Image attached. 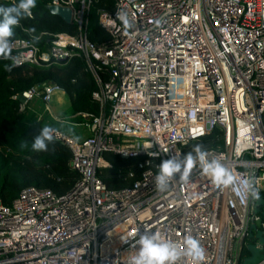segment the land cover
Here are the masks:
<instances>
[{
	"label": "built area",
	"instance_id": "2783aa9c",
	"mask_svg": "<svg viewBox=\"0 0 264 264\" xmlns=\"http://www.w3.org/2000/svg\"><path fill=\"white\" fill-rule=\"evenodd\" d=\"M46 1L72 10L77 34L42 47L9 40L8 60L44 69L76 54L95 79L100 113L71 124L82 127L83 139L51 131L78 173L70 192L29 187L9 206L0 200V264H128L140 236L150 233L176 244L175 264H194L188 236L205 250L198 264H240L250 224L260 219L264 234V204L253 215L252 195L264 196V0H113V11L98 16L110 37L100 45L85 36L91 0ZM56 92L43 84L12 99L19 113L40 101L61 123L48 107ZM214 131L218 149L206 150L207 158L219 160L233 182L212 184L197 163L187 182L174 177L158 191L159 163L182 159L184 147ZM107 153L137 161V173L118 170L135 179L130 186L105 184ZM257 248L264 264V245Z\"/></svg>",
	"mask_w": 264,
	"mask_h": 264
},
{
	"label": "trees",
	"instance_id": "16d2710c",
	"mask_svg": "<svg viewBox=\"0 0 264 264\" xmlns=\"http://www.w3.org/2000/svg\"><path fill=\"white\" fill-rule=\"evenodd\" d=\"M17 2L18 0H0V7L12 6ZM46 5V0H37L31 18L21 19L9 40L31 39L42 47L56 35L77 34L74 23L65 24L50 16ZM113 7V0H91L85 26V36L89 42L97 45L109 42L110 37L100 27L98 16L102 12H112ZM98 76L102 82L106 81L104 72L98 73ZM43 84L57 86L66 96L73 122L80 123L81 114L98 116L100 113L99 103L92 100V94L98 90L95 79L84 60L76 54L64 66L44 69H31L28 66L16 68L0 55V200L4 206H9L25 188L45 189L60 196L70 192L78 180V173L69 167L70 152L58 141H46V149L43 151L32 150L33 139L45 127L46 122L38 121L34 116L27 118L26 112L19 113V103L12 99L13 96ZM218 138L219 133L214 131L184 147L183 154L196 145L205 151L217 150ZM104 159L112 166L107 172L108 177L104 179L109 188L121 189L133 183L135 179H125L124 173L119 174L118 170L127 165L137 173V161L121 159L109 153L104 155ZM240 253L241 256L249 255L245 244Z\"/></svg>",
	"mask_w": 264,
	"mask_h": 264
},
{
	"label": "clouds",
	"instance_id": "9594fccd",
	"mask_svg": "<svg viewBox=\"0 0 264 264\" xmlns=\"http://www.w3.org/2000/svg\"><path fill=\"white\" fill-rule=\"evenodd\" d=\"M36 2L37 0H18L12 6L0 7V55L5 59L10 58L9 38L13 35L14 27L24 17L31 16L32 9L36 7ZM119 18L125 25L128 24L125 16L121 15ZM51 131L47 126L42 128L33 139L32 150H45L46 141L52 139ZM149 147H151L150 144L144 146L145 149ZM148 155L150 154L148 153ZM207 156V152L196 145L192 151L184 154L182 159L170 157L162 160L155 176L156 189L165 191L174 177L187 182L194 165L197 163L201 174L208 177L212 184L225 187L230 185L234 180L231 172L219 160H209ZM252 195L257 199L259 198L258 192L253 191ZM184 243L187 254L193 258L194 264H198L203 259L205 250L200 246L199 241L191 236L186 237ZM137 244V251L129 257L128 264H175L178 253L174 242L162 240L156 234L150 233L141 235Z\"/></svg>",
	"mask_w": 264,
	"mask_h": 264
},
{
	"label": "rangeland",
	"instance_id": "374dc122",
	"mask_svg": "<svg viewBox=\"0 0 264 264\" xmlns=\"http://www.w3.org/2000/svg\"><path fill=\"white\" fill-rule=\"evenodd\" d=\"M48 107L53 116L61 123H56L44 113V106L40 101H34L29 104L25 116L27 118L34 116L38 121L43 120L46 122L45 126L50 129L57 130L60 133L71 136L77 140L83 139L86 136L82 127H73L71 125L74 124L72 121L73 116L69 112V102L64 94L56 92L52 96ZM106 177H108V173H106ZM258 204H264V196L258 198ZM259 221L260 219L257 220L255 224H250V239L246 243L249 255H244L240 264H259L262 260V253L257 248V243L262 244V242H264V234L259 229Z\"/></svg>",
	"mask_w": 264,
	"mask_h": 264
},
{
	"label": "water",
	"instance_id": "95a60500",
	"mask_svg": "<svg viewBox=\"0 0 264 264\" xmlns=\"http://www.w3.org/2000/svg\"><path fill=\"white\" fill-rule=\"evenodd\" d=\"M46 10L50 16L59 19L60 21H62L65 24H72V22H73L72 10L70 8L60 7V6H55V5H46ZM51 130H53V129H51ZM260 205L261 204H258V199H256L255 206L253 208V215H256L258 213L257 207ZM243 244H244V238L242 239V242H241V248H242ZM262 245H264V242H262Z\"/></svg>",
	"mask_w": 264,
	"mask_h": 264
},
{
	"label": "crops",
	"instance_id": "0c3cea01",
	"mask_svg": "<svg viewBox=\"0 0 264 264\" xmlns=\"http://www.w3.org/2000/svg\"><path fill=\"white\" fill-rule=\"evenodd\" d=\"M61 94H63L62 92H61ZM247 243V242H246Z\"/></svg>",
	"mask_w": 264,
	"mask_h": 264
}]
</instances>
